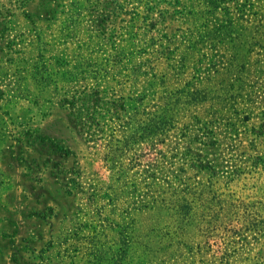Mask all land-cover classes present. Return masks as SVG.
Segmentation results:
<instances>
[{
  "label": "rangeland",
  "instance_id": "1",
  "mask_svg": "<svg viewBox=\"0 0 264 264\" xmlns=\"http://www.w3.org/2000/svg\"><path fill=\"white\" fill-rule=\"evenodd\" d=\"M15 1L0 264H264V0Z\"/></svg>",
  "mask_w": 264,
  "mask_h": 264
},
{
  "label": "crops",
  "instance_id": "2",
  "mask_svg": "<svg viewBox=\"0 0 264 264\" xmlns=\"http://www.w3.org/2000/svg\"><path fill=\"white\" fill-rule=\"evenodd\" d=\"M15 2H17V5L19 6L20 5V3L22 2V0H16ZM29 2H34V3H36V2H38V1H36V0H29V1H27V2H24L26 5L29 3ZM57 1H54V2H52V3H56ZM59 2V1H58ZM14 3V2H13ZM23 3V2H22ZM40 3H42L43 4V1H40ZM15 6V5H14ZM21 12V14H23V11L21 10L20 11ZM23 17V16H22ZM41 18H44L43 17V15H41ZM57 19H59V16H57L56 17ZM58 22H60V21H58L57 20V23ZM35 30L34 31H30V30H28V32L26 33V36H25V38H24V41H23V45H25V46H27L28 44H30L33 40H32V34L34 33V35H35ZM29 33V34H28ZM25 46L23 47V48H21V49H25Z\"/></svg>",
  "mask_w": 264,
  "mask_h": 264
}]
</instances>
